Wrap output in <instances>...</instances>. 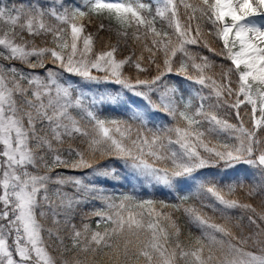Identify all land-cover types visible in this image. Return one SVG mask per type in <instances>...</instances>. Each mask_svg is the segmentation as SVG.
<instances>
[{"label": "snow or ice", "instance_id": "1", "mask_svg": "<svg viewBox=\"0 0 264 264\" xmlns=\"http://www.w3.org/2000/svg\"><path fill=\"white\" fill-rule=\"evenodd\" d=\"M0 264H264V0H0Z\"/></svg>", "mask_w": 264, "mask_h": 264}, {"label": "trees", "instance_id": "2", "mask_svg": "<svg viewBox=\"0 0 264 264\" xmlns=\"http://www.w3.org/2000/svg\"><path fill=\"white\" fill-rule=\"evenodd\" d=\"M3 2L10 4V3L13 2V0H3ZM16 2L19 3L20 0H16ZM76 2L77 3H81L82 0H76ZM187 2L196 3L197 0H187ZM183 13H184V10L181 8V18L182 19H183ZM104 23H105L106 26L108 25V21H105ZM200 23H201V27L204 28V29H208L210 27V24H208L204 20H201ZM86 30L87 31H91V32H96V25L95 24L89 25ZM165 30H168V29H165ZM99 35L104 36L105 38H111V39H113V41L115 40L114 32H109V31L105 30L104 32L99 33ZM208 39L212 43V46L213 47H215L217 49H219L221 47V42L219 40H217L215 38V36H210V37H208ZM97 47L99 48L100 45L98 44ZM189 47L194 52L203 53L204 55L209 56L210 59L215 60L217 66H219L221 64L227 66L228 63H229L228 61L223 60L221 57L213 56V54L210 53V52H208L207 49L200 48L198 46H189ZM3 63L7 64L8 62L5 61ZM18 67H21L22 68L23 66L18 65ZM49 67H51V65H49ZM38 71L39 72H43V69H40ZM128 71L129 72H132L133 70L129 69ZM172 79H174V80H181L182 78L172 77ZM233 79H235V78H233ZM204 91H205V93L208 92L207 89H205ZM248 109H249V106H242L240 108V112H241V115L243 116L244 123H245V126L246 127H250L251 126L250 116L249 115H244V113L247 112ZM219 114L221 116H223L224 118L228 119L229 122H231L233 124H239V121L237 120V118H236V116L234 114V111L231 108H222V109L219 110ZM213 136H214L215 140H219L220 142H223V143L232 144V143H235L236 142L234 140V138L228 132H221L218 135L214 133ZM61 171H66V170H63L62 169ZM67 174H77V173L67 172ZM123 190L124 191H128L129 189L125 188ZM116 191H121V189H117ZM140 197L141 198H154V199H159V200H165L168 203H177L178 202L173 196L169 197V196H166V195H155V196H152V197H143V196H140ZM240 198L241 199H246L243 195H241ZM254 203L257 205V207H260V201L259 200L254 201ZM96 206L97 207H100L99 204H97ZM90 209H91V206H86L84 208L83 212H88V211H90ZM176 215L178 217L179 223L183 227V230H184V233L185 234H187L189 231H192L195 234L199 235V231L197 229H195L194 227H192L187 222V219L182 215V213H176ZM98 219H99L98 217H91L89 219H85V218H83V213H78L77 214V217L74 220V222L77 224L78 227H81L83 223H87V224H89L91 226V228L95 229L96 228V222H97ZM245 223H246V221H245ZM101 227H104V225L102 224ZM52 250H53V254L54 255H58V253L55 252V246H53V249Z\"/></svg>", "mask_w": 264, "mask_h": 264}, {"label": "rangeland", "instance_id": "3", "mask_svg": "<svg viewBox=\"0 0 264 264\" xmlns=\"http://www.w3.org/2000/svg\"><path fill=\"white\" fill-rule=\"evenodd\" d=\"M243 106H248V105H243ZM242 107V106H241ZM233 110V109H232ZM234 111V110H233ZM117 190V189H116ZM138 194L139 196H143V197H152V196H155V195H166L165 193L163 192H153L152 190H147L146 192L145 191H139L138 190ZM168 196V195H166ZM171 197V196H169ZM90 206V205H89ZM86 207V206H85ZM84 207V208H85ZM84 210V209H83ZM86 210V209H85Z\"/></svg>", "mask_w": 264, "mask_h": 264}]
</instances>
